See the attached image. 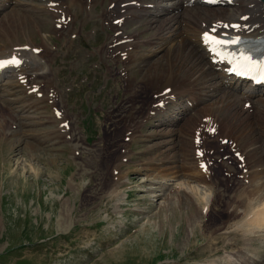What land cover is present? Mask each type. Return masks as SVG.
<instances>
[{
    "label": "rangeland",
    "instance_id": "1",
    "mask_svg": "<svg viewBox=\"0 0 264 264\" xmlns=\"http://www.w3.org/2000/svg\"><path fill=\"white\" fill-rule=\"evenodd\" d=\"M109 1L98 4L97 11L102 12ZM6 12L0 16H6ZM94 16L87 22L86 30H81L90 33L91 44L88 39L74 38L72 30L63 37L53 31L51 37L55 55L58 53L53 56L52 90H60L62 102L58 109L69 115V125L74 124L71 132L79 140L69 136L61 143L42 140L57 124L39 118L53 113L52 101L47 107L30 109V112H21L9 102H2L8 110L0 106L3 120L0 119V264H264V220L245 216L249 207L245 188L240 186L243 182L246 184L245 180L234 175L238 183L230 185L232 182L228 181L230 165L240 168L239 171L246 169L235 165L231 151L217 146L220 142L217 135L216 139L212 137V145L203 143V147L205 144L209 154L206 161L213 168L211 173L226 195H216L203 210L201 195L195 198L190 194L184 200L174 186L173 177L162 180L167 173L162 164L170 161L173 153H165L166 147L160 145V140L174 128L162 121L169 116L183 115L177 114L175 105L170 103L164 114L152 113V118H147L156 97L151 96L150 85L142 80L145 67L134 66L132 78L142 88L132 92L124 71L106 54L101 58L99 53L85 55L84 52L85 59L79 63L82 55L66 56L65 36L71 34L75 48L92 51L96 46H106L114 31L111 22H102ZM80 20L79 17L75 23L78 29ZM148 21L133 20L127 23L128 31L137 29L141 40L156 36L158 26ZM50 29L51 23H47L46 30ZM42 35L34 31V41L42 42ZM145 43L140 48L142 53L150 49ZM111 66L114 69L108 72ZM119 67L123 68V64ZM179 101L182 106L187 104L184 99ZM211 102L213 99L208 100V104ZM123 104L128 107L126 123L123 117H116V110ZM204 106H199L198 117L193 114L196 109L184 115L191 120L186 122L189 125L183 124L185 142L198 120L207 113L203 112ZM15 115H22L29 125L12 127ZM130 120L136 122L132 126L141 124L140 128L135 127L139 129L137 140L126 138ZM220 127L226 129L225 124ZM262 144L257 145L260 151L264 149ZM185 146L188 148V141ZM168 154L167 161L162 162L161 158L165 159ZM210 155H214L213 160ZM185 159L177 155L176 164L181 161L185 164ZM117 166L120 167L115 170ZM113 188L116 191L112 195ZM166 195L172 200L167 202ZM61 220L67 222L60 225Z\"/></svg>",
    "mask_w": 264,
    "mask_h": 264
},
{
    "label": "bare ground",
    "instance_id": "2",
    "mask_svg": "<svg viewBox=\"0 0 264 264\" xmlns=\"http://www.w3.org/2000/svg\"><path fill=\"white\" fill-rule=\"evenodd\" d=\"M104 1L0 0V13L7 11L6 16H0L2 17L0 19V42H3V45L0 46V59L12 56H20L24 59V63L17 69L5 70L6 67H9L7 65L0 70V106L2 108L8 110L7 105H4L2 102H9L10 104L16 105L15 108H18L21 112L29 111L30 109H43V107L48 106L47 103L50 101H52V106H56L57 104L58 107L60 106L59 104L62 102L58 94L60 90L57 91V88L52 90L55 83L53 80L54 76L52 77V74H54V65H52L54 61L53 56L58 55V53L55 55L51 37L54 32L56 34L66 27V30L69 32L73 30V33H78L79 36L87 41L90 36L89 33H83L80 29L77 30L74 23L82 16L80 25L82 29L90 20V17L94 16L98 3L101 2L100 4H102ZM204 1L110 0L106 8L102 12L97 13V16L103 21H110L111 28L114 31L109 36L106 46L104 47L105 44H103L99 48L97 47L98 49L95 48V50L97 49L96 52L99 54H106L113 62L116 61L118 69L124 71L126 76L125 80H128V87L130 86L132 88V92L138 87L142 88L135 84L132 78L134 66L138 65L140 68L145 67L146 73L143 75L142 80L144 83L150 85L151 96L156 97V102L152 104L153 106L148 112L147 118H152V113L154 115L164 114L163 112L170 103L175 105L177 114L183 115L182 117L169 116L162 121V124L174 127L170 129L171 131L167 130L168 132L163 135L165 138L160 140L162 141L160 145L166 147L165 153H173L170 158L169 154L165 159L161 158L162 162L167 161L168 158L170 160L162 164L163 170L167 172H163L162 180L167 177L170 179L173 177L176 180V182L174 181V186H176L177 191H180L179 195L184 200L190 198V194L195 198H199V195H201L202 201H204V205H202V207L204 206L202 208L203 210L214 201L216 195L225 196L226 194L219 188L217 179L215 180V176L211 173L213 168L210 162H208L206 168L202 167V163L209 155L207 148L205 149V144L203 147V143L212 145L214 142L212 137L217 135L220 141H217V146L231 151L233 155L232 161L236 163L235 165H240L243 169H246L245 171H239L240 168L232 165L227 168L230 175H227L228 181L232 182L230 185H236L235 183H238L234 175L237 177L240 176L239 179L242 178L246 182V184H243L244 182L239 183L240 186L245 188H243L245 190L244 194L247 195V198H245L247 199V207L249 208L248 210L246 209L245 216H253L258 221H261L264 220V149L260 151V147L258 148L257 145L262 142V147L264 148V87H255L253 82H249L247 79L237 75L229 60L217 51H214L212 45L205 43L204 34L208 33L214 37L220 36L225 32H230L225 25H230L241 20L244 24L243 29L232 30L231 32L245 37V40L264 38V0L219 1L220 3L231 6H210L202 3ZM10 5L12 6L9 7ZM89 6H91V9L88 11L87 7ZM44 15H46V19L43 17ZM69 17H71V20L66 25L65 23ZM65 18L66 21L62 22V27H59L61 19ZM145 19L149 20L148 23L156 24L158 26V32L154 34L156 35L154 37H147V39L141 40L142 38L137 36V29L133 30V32L128 31L127 23L133 20L138 22ZM47 23H51V29L48 31L46 30ZM34 31L41 35L44 34L41 37L42 42H37V44L34 41ZM46 33L49 34L46 35ZM23 38L26 39L25 42L21 41ZM73 42L71 38L67 40L66 56L71 52ZM142 42H146L145 44L150 47L147 53L140 51ZM153 43L158 44L159 47L156 44L153 45ZM19 46H21L20 49H18ZM22 46H27V48L22 49ZM153 48L156 49L153 50ZM39 50L40 52L37 53ZM86 51L81 49L76 51L77 57L82 55L77 63L83 62L85 57L83 54L84 52L86 54ZM120 63L123 64V68L119 67ZM112 69L114 68L111 66L108 72H111ZM34 89H36L35 92ZM55 90L57 91L56 95L53 93ZM179 99H184L187 104L182 106L178 103ZM210 99H213V102L208 104V100ZM241 101L242 106L244 105L242 108L239 106ZM247 102H250L251 106L246 104ZM201 104L205 105L203 112L207 113L202 115L193 128V133H190V137L186 140V142L188 141L187 148L185 146V129L183 128L185 125L183 124L191 120L186 119L185 116L196 109L195 112L193 111V114L198 117L200 114L198 108ZM127 111V106L124 104L120 105L116 110V117H123L126 123L129 120L126 116ZM222 112H225V116H228L229 119L225 121V116H222ZM51 114L49 116L39 117L41 120L42 118L44 120L46 119L44 122H52L53 124L57 122L53 132H47L43 136V141H49L51 139L61 143V141H65L64 138L66 136H69L70 139H78V136L71 132L74 124L71 127H66L67 117L70 118L67 113L68 116L62 114L60 119L56 117L54 111ZM13 119L12 127L15 125V128L19 126L23 127V125H29L30 123L23 119L22 115H15ZM40 122L42 121H38V123ZM180 122L183 123L178 126ZM133 123L134 121L130 120L127 126H131V128L125 131H128L126 138L129 140H137L138 135L136 133H138L139 129L136 130L135 127H141V124L132 126ZM224 124L226 125V129L222 128L221 130L220 126ZM1 128L2 126L0 127V131L2 130ZM219 128L220 131H218ZM197 137H200L201 140L196 141ZM214 139L216 138L214 137ZM153 146L155 145L152 144ZM31 148L34 149L33 147ZM202 152L206 153V156H202ZM223 152L225 154V151ZM177 155L178 157L186 158L184 161L186 163L183 164L181 161L176 164L175 158ZM125 156L126 153H124L123 157ZM210 157L212 159L214 155H210ZM121 163L119 164L121 165ZM153 164H156L155 161ZM118 167L120 166H117L115 170ZM115 170L113 169V171ZM209 173L211 174L209 175ZM228 181L226 180L227 183ZM244 185L247 186L245 187ZM115 191L114 189L110 193L113 195ZM117 191L120 190L118 189ZM171 198L168 195L166 198L167 202L172 200ZM234 208L236 209L237 207L234 206ZM253 220L250 221L253 222ZM64 222H67V220H61L60 225ZM256 235L259 234L257 233Z\"/></svg>",
    "mask_w": 264,
    "mask_h": 264
},
{
    "label": "snow or ice",
    "instance_id": "3",
    "mask_svg": "<svg viewBox=\"0 0 264 264\" xmlns=\"http://www.w3.org/2000/svg\"><path fill=\"white\" fill-rule=\"evenodd\" d=\"M233 27H239L238 25H234ZM205 43L213 45V50H216L215 46H219L225 43H231V44H238L240 43V38L235 37L231 41H223L216 37L211 36L208 33L204 34ZM232 59L235 60L236 68L237 69H243L244 74H247L250 71H254L256 69H259L260 71L264 72V61H253L250 56L244 55L241 53L240 57L237 59L234 55ZM22 61H20L16 57H12L10 60H0V69H3L7 65H20ZM202 154V153H201Z\"/></svg>",
    "mask_w": 264,
    "mask_h": 264
}]
</instances>
